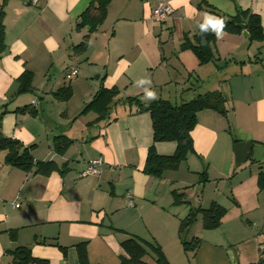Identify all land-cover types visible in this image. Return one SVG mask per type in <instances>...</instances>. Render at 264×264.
<instances>
[{
	"label": "crops",
	"instance_id": "crops-1",
	"mask_svg": "<svg viewBox=\"0 0 264 264\" xmlns=\"http://www.w3.org/2000/svg\"><path fill=\"white\" fill-rule=\"evenodd\" d=\"M89 2L7 0L4 5L0 113L4 109L7 112L0 119V136L17 139L24 146L34 145L31 154L35 161H52L63 168V173L43 176L25 172L7 164L5 151H0V264H14L8 251L18 245L27 246L33 257L48 264H79L75 245L80 242L87 243L90 264H113L120 243L129 236L149 242L145 237L154 233L150 212L153 217L162 214L164 220H170L172 238L177 229L171 245L180 244V220L191 207L205 209L212 202L227 212L218 228L207 230L213 232L208 238H199L193 264H260L264 259V227L254 231V223L246 220L244 224L242 215L264 208L257 195L264 191L257 185L264 161L256 159L248 174L238 175L236 168L232 172L226 153L228 163L224 165L229 168L219 167V175L229 180L228 194L221 193L218 182L211 189H207L209 183L199 182L198 203L192 205L186 200L176 206L172 191L186 196L189 185L171 173L156 178L142 172L147 149L153 143L148 113H127L119 103L105 124L92 123L97 117L93 112H80L102 85L116 87L118 101L139 96L147 102L145 87L154 90L158 98L181 95L182 99L184 90L199 87L191 84L194 73L197 80L209 74L216 87L211 91L226 97L228 111L224 117L210 109L197 114L198 124L191 132L194 152L185 162L191 167L197 157L208 162V178L212 169L218 173L211 156L220 138L226 145L236 143L234 138L252 143L251 155L256 144L264 146V42H248V34L223 32L212 46L215 59L207 64H199L195 55L180 45L185 35L192 37L198 30L206 14L216 15L204 9L206 4L226 15L248 9L260 16L264 28V0H112L102 24L89 34L86 48L75 53L74 46L87 34L86 28L76 30L75 22ZM159 2L172 8L162 22L151 16ZM164 30L167 37H163ZM226 41L234 55L230 63L248 69L218 79V71L213 69H218L220 47L229 46ZM70 66L77 67L78 73L67 80L64 74ZM24 71L33 75V92L16 94V79ZM141 79L150 80V85L140 86ZM67 87L72 93L69 99L54 96ZM34 99L37 103L32 105ZM26 106L24 112L16 111ZM239 107L244 111L238 112ZM58 135L72 141L63 154L52 148V140ZM154 146L158 154L170 155L176 145L157 142ZM98 158L102 159L99 172L83 175L88 162ZM250 192L254 198L250 197L244 209L242 203ZM128 195L132 206L128 205ZM198 220L200 216L190 230L199 226ZM159 242L172 263L173 252L167 243Z\"/></svg>",
	"mask_w": 264,
	"mask_h": 264
},
{
	"label": "trees",
	"instance_id": "trees-1",
	"mask_svg": "<svg viewBox=\"0 0 264 264\" xmlns=\"http://www.w3.org/2000/svg\"><path fill=\"white\" fill-rule=\"evenodd\" d=\"M7 0L0 2V53L4 50V5ZM112 0H90L88 6L81 12L75 22V29H87V34L82 41L74 46V52L83 51L88 43L89 34L96 31L106 17L107 8ZM204 7L210 13L218 15V10L206 4ZM200 8H202L200 6ZM225 21L223 31L229 33L241 34L242 31L248 33L249 41L264 42V28L261 25L260 16L257 13L250 12L248 9H237L234 15L219 14ZM243 24V27L239 25ZM216 40V35L208 32L203 36L200 34V28L188 37L185 35L180 45V49L190 50L197 58L199 64H207L215 59L212 46ZM33 75L29 71L22 72L16 79L17 92L22 94L33 92ZM71 89L65 88L56 92L54 96L57 99L67 100L71 96ZM118 90L116 87L106 88L103 85L95 92L92 99L85 104L80 114L93 112L97 115L94 122L105 121L108 124L112 110L116 104L126 109L127 113H148L151 118L152 141L148 147L146 159L142 172L156 178H161L167 170H176L179 165L186 161L188 154L194 152L191 132L197 123V113L204 109L213 110L220 115L226 116L227 107L225 105L226 97L220 91H207L202 94H196L192 99L178 103L172 102L166 98H158L153 101H144L139 96L126 97L122 100H116ZM26 107L17 108L16 111L24 112ZM6 109L0 113V119ZM29 112L35 114L30 108ZM89 123V124H92ZM234 142L237 139L234 138ZM71 140L64 135L55 136L52 140V148L58 154H63ZM157 142H174L175 150L170 155L158 154L154 144ZM34 145L24 146L20 141L14 138L0 136V151H5V162L12 167H16L25 172L32 171L34 174L48 176L54 171L63 173V168L58 167L52 161H35L31 151ZM201 182L207 181L206 171L199 173ZM259 190H264V172H259L257 177ZM173 204H185L186 196L183 192L172 191ZM226 208L217 202H212L208 208L191 207L184 218L179 222L178 235L184 252L196 253L201 244V240L192 237L186 240V235L191 226L201 218L202 227L206 230H213L221 225L223 217L226 215ZM10 236L15 238V232L11 231ZM124 254L120 255L118 264H150L144 261L145 256L152 252L155 264H171L158 243L144 241L136 236H129L120 243ZM79 264H90L87 257V243L80 242L75 245ZM62 251L65 247L59 246ZM150 251V252H149ZM8 253L12 256L14 264H48L46 260L35 258L31 255L27 246L18 245ZM264 257V251H261ZM260 264H264V259Z\"/></svg>",
	"mask_w": 264,
	"mask_h": 264
},
{
	"label": "rangeland",
	"instance_id": "rangeland-1",
	"mask_svg": "<svg viewBox=\"0 0 264 264\" xmlns=\"http://www.w3.org/2000/svg\"><path fill=\"white\" fill-rule=\"evenodd\" d=\"M218 13L219 14H225L224 11L220 10L218 8ZM215 15V16H218ZM125 25V24H123ZM165 31V30H164ZM227 34H232L235 35L234 33H229L227 31H223ZM168 32L165 31V34L163 37H167ZM251 42V41H248ZM256 42V41H254ZM227 43V41H226ZM228 44V43H227ZM229 46H227L226 44H223V47H220L219 52H222V54H220L218 59V69H213L218 71V79L222 78L225 75H228L227 78L231 75L234 74V72H243L244 70H247V67H243L240 64H234V63H230V61H232L234 55L230 54L231 51V45L228 44ZM232 58V59H231ZM215 72V71H214ZM195 74V73H194ZM193 74V75H194ZM191 76V84H199V87L196 88H191L189 91H186L184 94L186 95L185 97H183L181 99V95H177V97H174L175 95H172L171 100L172 102L175 103H180L183 101H187L192 99L196 94H202L205 93L206 91H211L213 90L212 88H216L213 86L214 83V79L210 78V75L208 74L206 77H201L200 80H197L196 75ZM195 82V83H194ZM183 87V86H182ZM182 91V90H180ZM197 91V92H196ZM183 92V91H182ZM196 92V93H195ZM207 110V109H204ZM204 110H201L199 112H202ZM238 112H243V108L239 107L237 108ZM198 112V113H199ZM197 113V114H198ZM224 117V116H223ZM197 119H198V115H197ZM198 124V121L196 123V125ZM233 130V129H232ZM234 131H232L233 134ZM234 135V134H233ZM234 144V143H233ZM233 144L231 145H226L225 143L221 142V138L218 141V145L216 146L215 151L213 152V155L211 156L212 160H213V165L218 166V173L213 172L214 170L212 169V173L209 171V178L207 177V183L208 187L207 189H211L213 187H215V184L218 182V188L221 189V193H227L228 194V185H229V180L221 177V175H219V167L222 168L223 166H225V168H229L228 165H224V162L228 163V160L225 159L226 156L225 154L227 153V155L230 156L231 160V169L233 172L234 168V158H233ZM256 149V150H255ZM253 150L252 154L250 155L249 159L243 163L242 165L238 166L236 169L238 170V175H241L240 173H246L248 174L250 172V170H252V168L254 167V165L258 162V160L255 162L256 159H259L260 162L264 161V146L256 144V147ZM226 151V152H225ZM229 153V154H228ZM196 162L195 163H191V167H189L188 162H183V164L181 163V166L179 167V169L177 170H167L164 173H171V175H173V178L176 180H180L185 182L186 184L189 185V187L187 189H185L186 192V200H188L190 202V204L192 205H196L198 202L195 200L196 197L201 196V192H200V186L198 185L199 182H201V178L199 176V173L202 171L207 172L208 174V162H202L199 158L195 157ZM204 163V164H203ZM192 169H197L195 171H193ZM217 174H218V180L217 178ZM232 174V173H231ZM208 176V175H207ZM255 195V194H254ZM258 196L259 201L264 202V191H260ZM231 197V196H230ZM250 197L254 198V196L252 195V193H248L247 194V201H243V207L244 209L247 208L249 206L248 201H250ZM195 200V201H194ZM176 205V206H180ZM158 211V210H155ZM153 213L150 212V218H152L153 220L152 223L153 225H151L148 221V224H150L153 227V234L151 233V235H147L145 238H147L146 240H149V242L153 243V241H155L156 243L159 242V240L161 242H163L164 244L167 243L168 247L170 249V253L173 252L171 260L172 263L171 264H193V259H194V254L192 252H184L181 246V243H177V244H173L171 245V242H174V237L176 234V230H173V238L170 236V229H171V224H170V220H164L165 218H162V214L160 216H155L153 217L152 215ZM157 214H159V212H157ZM164 215V214H163ZM166 215V214H165ZM169 219V216H167ZM175 222H176V217L174 218ZM246 220H250L251 222L254 223L255 230L256 232H258L262 227H264V208H260V209H256L255 211H252L250 213H246L242 215V221L245 224ZM120 222V220H119ZM156 223V225H155ZM199 226H194L193 229L194 230H190L189 233H187L186 235H184L186 240H190L192 237H197V238H208L207 236L211 235V231H207L206 229L202 228V224H201V220H198ZM176 224V223H175ZM248 225V224H247ZM246 225V227H247ZM197 227V228H196ZM248 228V227H247ZM250 229V228H248ZM220 231V230H219ZM218 234V232H217ZM160 243V242H159ZM158 243V244H159ZM150 252V251H149ZM124 254L123 253V249L120 245L119 251H117L116 253V257L113 258V262L115 261V263L113 264H118L119 263V257L120 255ZM119 255V256H118ZM153 254L152 252H150V255L145 256L143 258L144 261H148L150 264H155L154 263V259H153Z\"/></svg>",
	"mask_w": 264,
	"mask_h": 264
},
{
	"label": "built area",
	"instance_id": "built-area-1",
	"mask_svg": "<svg viewBox=\"0 0 264 264\" xmlns=\"http://www.w3.org/2000/svg\"><path fill=\"white\" fill-rule=\"evenodd\" d=\"M37 0H33V3H36ZM172 13V8L166 3L159 2L152 10V18L155 21L162 22ZM78 73V69L75 66H70L65 70V78L67 80L72 79ZM37 101L34 99L31 101L32 105H35ZM102 164V159H92L88 162L86 170L83 172V175H95L99 172V167ZM128 205L132 206L131 196L128 195ZM15 207H18L19 204L14 203Z\"/></svg>",
	"mask_w": 264,
	"mask_h": 264
},
{
	"label": "clouds",
	"instance_id": "clouds-1",
	"mask_svg": "<svg viewBox=\"0 0 264 264\" xmlns=\"http://www.w3.org/2000/svg\"><path fill=\"white\" fill-rule=\"evenodd\" d=\"M225 27V21L222 17L218 16H205V20L203 23L199 25L200 34L203 36L204 34L208 33L209 31L215 33L216 37L219 39L223 35V29ZM150 80L148 79H141L138 81L140 86L150 85ZM144 99L147 101H153L158 99L157 93L152 90L150 87L144 88Z\"/></svg>",
	"mask_w": 264,
	"mask_h": 264
},
{
	"label": "water",
	"instance_id": "water-1",
	"mask_svg": "<svg viewBox=\"0 0 264 264\" xmlns=\"http://www.w3.org/2000/svg\"><path fill=\"white\" fill-rule=\"evenodd\" d=\"M239 26L243 27V24ZM242 33L244 35L248 34L245 30ZM251 148L252 143L250 142L240 141L233 144L234 168H237L249 159Z\"/></svg>",
	"mask_w": 264,
	"mask_h": 264
}]
</instances>
